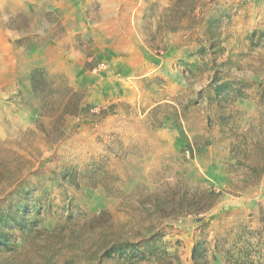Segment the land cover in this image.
<instances>
[{"label":"rangeland","instance_id":"rangeland-1","mask_svg":"<svg viewBox=\"0 0 264 264\" xmlns=\"http://www.w3.org/2000/svg\"><path fill=\"white\" fill-rule=\"evenodd\" d=\"M0 264H264V0H0Z\"/></svg>","mask_w":264,"mask_h":264}]
</instances>
